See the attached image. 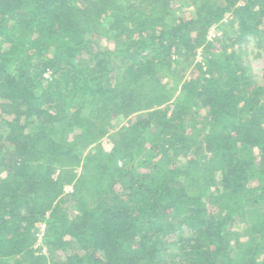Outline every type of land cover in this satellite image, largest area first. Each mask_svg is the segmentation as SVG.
<instances>
[{"label":"trees","instance_id":"16d2710c","mask_svg":"<svg viewBox=\"0 0 264 264\" xmlns=\"http://www.w3.org/2000/svg\"><path fill=\"white\" fill-rule=\"evenodd\" d=\"M173 3L0 0V264H264V0Z\"/></svg>","mask_w":264,"mask_h":264},{"label":"rangeland","instance_id":"374dc122","mask_svg":"<svg viewBox=\"0 0 264 264\" xmlns=\"http://www.w3.org/2000/svg\"><path fill=\"white\" fill-rule=\"evenodd\" d=\"M183 1L184 0H175V3H173V7L176 10H177V8H179L178 13L180 15L183 12L188 14L189 12L192 11V7L191 6H186L185 7V5H184V3H187L188 0H185L184 3H183ZM227 20H228V18L226 19V21ZM218 34H220V28L217 25H214L210 29L209 36L210 37H216V36H218ZM106 44H108V43H105L102 47L103 48L106 47ZM110 46H113V45L110 43ZM235 48H237V46ZM202 53H203L202 49H199L198 52H197V57L195 59L196 61L203 59V54ZM238 60L240 62H242L244 65H246V66H248L250 68V73H251L253 79L258 84L264 85V37H263V40L260 41L258 37L249 36L248 40L245 43L242 44V55H241V58L240 57L238 58ZM191 62L193 63L194 60L191 61ZM122 65H123V62L121 60H119V59H115L112 62V66L114 68H119ZM45 75L49 76L50 72H47ZM174 100H175V98H173V101ZM136 117H137L136 115L132 116L131 117L132 118L131 121L135 120ZM121 125H118V127L115 128L114 130H112L111 133L114 134V132L119 131L120 128H121ZM175 159H176L177 162L179 161L177 157H175ZM79 171H81V167L79 168ZM72 190H73L72 186H67L66 187V191L67 192H72ZM212 191L214 193L216 192V187L215 186L212 187ZM71 204H72L71 201H68L67 203H65V207H66V209L69 212H71V210H72ZM179 221H180V218H177V219H174L172 222H173V224L177 225ZM245 222L246 221L242 217H239L238 220L236 221V224H235L236 229H238L240 231V235L244 236V237L247 236L246 235V231H244V229L246 228ZM40 226H41V230L42 231H40V234H39V237H38L39 239H38V242L36 243L35 247L36 248H42L41 251L44 254V253L48 252V248L46 246H44L45 244L44 245L42 244V242H43L42 241V236H43V233L45 231L44 230L45 225L43 224V225H40ZM181 230L182 231L179 232L180 235L184 234V236H186V237L191 236V235H189V233H191L192 231L187 226L183 227ZM176 237H177V232L176 233L172 232V233H170L167 236V239L172 243L176 239ZM174 252H175L174 246L170 245L169 248L166 249L165 256L168 259H170L171 253L173 254ZM179 258H181V256H179ZM50 259H51V256H50Z\"/></svg>","mask_w":264,"mask_h":264}]
</instances>
